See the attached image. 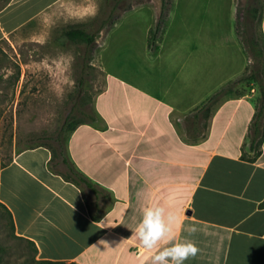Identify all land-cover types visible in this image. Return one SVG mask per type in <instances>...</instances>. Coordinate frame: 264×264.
Masks as SVG:
<instances>
[{
    "label": "crops",
    "instance_id": "crops-1",
    "mask_svg": "<svg viewBox=\"0 0 264 264\" xmlns=\"http://www.w3.org/2000/svg\"><path fill=\"white\" fill-rule=\"evenodd\" d=\"M64 6L72 13L61 17ZM97 16L96 5L79 0H0V42L44 41ZM120 21L97 40L106 80L95 120L68 139L71 162L96 192L57 174L49 148L19 152L0 169V203L16 235L36 245L39 261L151 264L163 248L191 240L200 251L184 264H264V142L252 145L258 92L231 89L208 118H192L252 65L238 22L223 50L208 47L200 25L198 42L183 55L165 52L163 36L150 44L152 28L136 48L112 43ZM259 24L264 43V6ZM112 44L116 57L108 56ZM150 206L174 211L177 222L171 239L145 250L133 232Z\"/></svg>",
    "mask_w": 264,
    "mask_h": 264
},
{
    "label": "rangeland",
    "instance_id": "rangeland-1",
    "mask_svg": "<svg viewBox=\"0 0 264 264\" xmlns=\"http://www.w3.org/2000/svg\"><path fill=\"white\" fill-rule=\"evenodd\" d=\"M79 1L96 5L98 16L106 11V0ZM130 2L135 4L134 9L124 15L113 31L112 43L118 46L128 42L135 48L141 46L152 28L150 44L156 45L163 36L161 47L165 52L178 48L177 51L184 55L193 48V41L198 42L201 25L206 28L204 37L208 47L223 50L219 47L231 44L230 28L234 21L238 22L237 32L239 29L243 36L255 34L261 38L260 24L245 22L244 13L251 4L263 7L264 0H168V17L159 33L156 28L163 0ZM70 13L64 6L58 15L62 17ZM68 26L80 25L69 24L64 28ZM59 30H53L44 41L11 38L0 42V169L23 150L51 144V137L73 121L80 120L84 114L93 112L95 97L104 87L105 73L93 56L84 91L78 94L76 61L85 45L58 43ZM225 53L229 55L227 49ZM117 55L112 44L108 56ZM227 60L229 57L222 58L223 66ZM250 69L251 65L237 81L246 77ZM235 88L233 92L239 96L258 92L260 100L257 84L242 81ZM38 261L33 246L16 235L9 215L0 207V264H38Z\"/></svg>",
    "mask_w": 264,
    "mask_h": 264
},
{
    "label": "trees",
    "instance_id": "trees-1",
    "mask_svg": "<svg viewBox=\"0 0 264 264\" xmlns=\"http://www.w3.org/2000/svg\"><path fill=\"white\" fill-rule=\"evenodd\" d=\"M168 0H163L162 11L160 19L157 23L156 33L162 29L164 21L168 17ZM135 4L130 0H106V11L91 20L86 24L80 26H68L59 30L57 34L58 43H79L84 44L85 48L78 56L76 61V76L78 94L84 91L86 77L90 75V62L98 47L97 40L103 30H110L116 23H118L125 14L132 11ZM263 7L258 5H250L244 13L245 22L252 24H259L261 21ZM238 34L242 38V42L246 51L252 57V65L249 74L239 81H235L228 85L225 89L214 95L200 110L192 115L194 120L199 118H208L210 109L227 91L235 88L236 85L245 81L247 83L257 84L260 88V100H258L257 111L252 125L253 132V147L257 149L264 142V43L262 38H258L255 34L243 36L238 29ZM241 96V95H240ZM78 110L80 107L76 106ZM95 120L94 112H89L83 115L80 120L73 121L67 128L59 132L55 137H51L49 141L51 144H40L36 147H47L52 152V159L50 164L53 170L64 177L66 180L75 183L80 187L87 188L96 192L93 184L73 165L68 155V139L79 126L91 123ZM32 147V148H36ZM31 149V148H30ZM6 166V165H5ZM4 167V166H3ZM264 206V205H263ZM11 219V226L15 229L14 220L11 212L0 203ZM28 241V240H27ZM38 253L36 245L32 241H28ZM38 264H76L66 262H53V261H38Z\"/></svg>",
    "mask_w": 264,
    "mask_h": 264
},
{
    "label": "clouds",
    "instance_id": "clouds-1",
    "mask_svg": "<svg viewBox=\"0 0 264 264\" xmlns=\"http://www.w3.org/2000/svg\"><path fill=\"white\" fill-rule=\"evenodd\" d=\"M177 222L174 211H167L161 206H150L143 210L133 235L138 237L143 249L151 250L165 239H171L173 225ZM191 231L197 229L193 226ZM200 249L191 240L174 243L170 247L163 248L151 258V264H184L190 257H195Z\"/></svg>",
    "mask_w": 264,
    "mask_h": 264
}]
</instances>
